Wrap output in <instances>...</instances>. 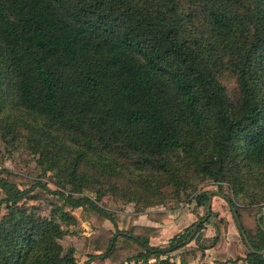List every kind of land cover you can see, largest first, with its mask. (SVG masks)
<instances>
[{"label":"trees","instance_id":"16d2710c","mask_svg":"<svg viewBox=\"0 0 264 264\" xmlns=\"http://www.w3.org/2000/svg\"><path fill=\"white\" fill-rule=\"evenodd\" d=\"M19 138L36 165L27 174L2 169L0 264H88L59 242L67 233L60 221L79 222L76 207L93 228L90 258L205 264L195 261L197 249L214 247L216 262L229 260L228 219L211 206L199 213L208 190L196 194L192 224L163 246L150 243L159 225L98 202L119 191L159 205L166 198L149 200L165 185L185 201L206 178L245 246L237 243L234 260L264 264V0H0V139ZM48 170L57 188L43 179ZM48 194L49 217L26 202ZM146 215L161 222L167 213ZM211 215L214 234L204 242ZM107 219L111 236L97 231Z\"/></svg>","mask_w":264,"mask_h":264},{"label":"rangeland","instance_id":"374dc122","mask_svg":"<svg viewBox=\"0 0 264 264\" xmlns=\"http://www.w3.org/2000/svg\"><path fill=\"white\" fill-rule=\"evenodd\" d=\"M222 81L225 84L228 93L231 96H235L238 92L235 77L225 72V74L222 76ZM24 131L25 130L23 129L21 132L23 133ZM36 157L37 156L29 152V150L24 146V142L22 138H19V142L16 140L13 144H6V142L0 139V176L3 175L2 172L3 168L19 173H25V174L29 173V171L35 168ZM43 179L48 180V185L52 189L57 188L52 182L53 180H55L54 172L52 170H48L43 176ZM65 187L69 188L70 183H66ZM215 188L216 189L218 188L217 183L209 178H206V179L196 180L194 182V187L188 188L187 191L188 193H190V197L185 201H179L175 197V191L172 185H165L159 189L162 192V194H160L158 191H155L154 193L151 194V199L149 200V201H157L161 197L166 198L165 201L159 205H155L154 203L152 205H147L146 204L147 199H145L147 196L142 194H138L137 198H135L131 194L130 197L133 196L135 199L128 200L129 201L128 202L127 200H125L128 197V195L126 194L123 195V192H119V191L105 193L104 195L101 196L98 202L112 212L119 211L120 209H124V207L127 206H130L129 211H133V212L134 211L148 212L150 211V209L160 205H164L169 210L182 208L180 213H174L175 222L172 221L171 223L172 227H170L168 233L165 232L166 234H163L162 236L163 238H166L168 235L170 236V234H172L175 230L180 229L179 231H181L185 227L190 226L192 222L195 220V217L197 216L194 213H189V212L191 211V207L195 202L196 194L204 190L209 191ZM221 189L223 190L224 193L232 196L233 199L238 203H245L248 200L244 195L235 194L226 182L221 183ZM134 190L140 191L139 189H134ZM89 194L93 195L91 192H89ZM54 197H55L54 194H48L47 196H45L40 200L30 199V200H26V202L37 204L38 213H40L42 216L49 217L51 213L52 205L54 203ZM213 198L214 200L216 199L225 203V204L223 203L224 205L219 211L220 213L226 211L229 217H231L232 215L229 211V205L225 201V199L221 195H217V194H212V199ZM126 204L128 205L125 206ZM260 205L262 206V210H263L264 201H262ZM206 207L207 206H201V211H202L201 214H204ZM215 208H219L217 201L215 203ZM79 209L80 208L76 207L72 209V212L75 215H77ZM4 211H5L4 206L3 205L0 206V216L2 215V213H4ZM60 222L65 228H67V233L64 234L62 238L59 239V242L65 248L70 245H72L75 248V256L79 263H83L85 260L88 259V264H116L109 262L107 259H101L99 257L90 258L89 253H92L93 251L87 246V235L93 230V228L88 222L85 223L87 226H85L81 222H77V224L75 225H64L62 221ZM97 231L102 232L105 235L111 236L112 233L114 232V225L109 219H107L104 222V224L97 229ZM236 237L238 239V242H240V234L237 235ZM156 242L157 239H152L151 244L159 245V244H155ZM241 245L243 248H245L243 243H241Z\"/></svg>","mask_w":264,"mask_h":264},{"label":"crops","instance_id":"0c3cea01","mask_svg":"<svg viewBox=\"0 0 264 264\" xmlns=\"http://www.w3.org/2000/svg\"><path fill=\"white\" fill-rule=\"evenodd\" d=\"M217 195H219V194H217ZM216 201H217V204H218L219 208H215ZM223 203L224 202L216 200V199L214 200V198L212 199V197H211L210 206H211V208L213 210L219 211L222 208V206L225 204V203L224 204ZM127 205L128 204H126L125 206H127ZM129 208H130V206H127V207H124V209H120L119 211L122 212V213L128 214V215H130L132 213H137V217L134 220L135 223L159 225L161 227L160 234L157 235V236H152L150 238V243H152V239H157V242L155 244H159L160 246H163L164 244H166L168 242V240L170 239V237L174 233H176V232H178L180 230V229L175 230L172 234H170V236L168 235L166 238L162 237L163 234L168 233L170 227H172V225H171L172 221L175 222L174 221V218H175L174 217V213H180L182 208H180V209L176 208V209H173V210H169L164 205H160V206H156V207L150 209V211H157L158 210V211H165L167 213L166 218H164L162 220V222H158V221L149 219L147 217V215H146L147 212H145V211H134L133 212V211H129ZM199 210H200L199 213L201 214L202 213L201 206H200ZM182 213H184V212H182ZM189 213H193V212L190 211ZM78 214H79V212H78ZM78 214L75 215L78 218V221L83 223L85 226H87L85 224L86 221H82L79 218ZM220 214L225 215L226 218L229 221L228 231H227V243H226V253H227V258L229 260H226L225 262H216L214 260V255H215L214 247H207V248H204L203 250L202 249H197V252H196L197 255H196L195 261H202L205 264H249L247 261L242 260V259L234 260L235 257H236V254H237V250H236L237 243H240V242H238V239L236 237L237 235H239V230H238V228L236 226V223L234 222L232 216L229 217V215L227 214L226 211H223V213H220ZM214 219H215L214 215H211L208 218V220L205 223L204 228L202 229V234H201L202 236H201L200 240L202 238H204V242H205L206 238H209V237L213 236V234H214V225H213ZM192 243H193V241H192ZM240 245H241V243H240ZM116 264H120V263H116ZM126 264H128V263H126Z\"/></svg>","mask_w":264,"mask_h":264},{"label":"water","instance_id":"95a60500","mask_svg":"<svg viewBox=\"0 0 264 264\" xmlns=\"http://www.w3.org/2000/svg\"><path fill=\"white\" fill-rule=\"evenodd\" d=\"M214 192H218V189L215 188V189H211V190L208 191L207 207L210 206L211 197H212V194H213ZM260 216H261V213H259V214L257 215V221H258V223H259L260 225H262V223H261V221H260ZM197 224H198V222L196 223V225H194L193 230H192V233H194V232L196 231ZM263 227H264V226H263ZM244 237H245V241H246V243L250 246L249 241H248V238H247L246 236H244ZM258 252H259V253H264V248L258 250Z\"/></svg>","mask_w":264,"mask_h":264},{"label":"built area","instance_id":"2783aa9c","mask_svg":"<svg viewBox=\"0 0 264 264\" xmlns=\"http://www.w3.org/2000/svg\"><path fill=\"white\" fill-rule=\"evenodd\" d=\"M263 211H264V207H263Z\"/></svg>","mask_w":264,"mask_h":264}]
</instances>
